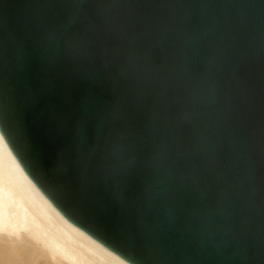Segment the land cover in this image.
I'll use <instances>...</instances> for the list:
<instances>
[{
    "label": "water",
    "instance_id": "1",
    "mask_svg": "<svg viewBox=\"0 0 264 264\" xmlns=\"http://www.w3.org/2000/svg\"><path fill=\"white\" fill-rule=\"evenodd\" d=\"M0 131L128 264H264V0H0Z\"/></svg>",
    "mask_w": 264,
    "mask_h": 264
},
{
    "label": "bare ground",
    "instance_id": "2",
    "mask_svg": "<svg viewBox=\"0 0 264 264\" xmlns=\"http://www.w3.org/2000/svg\"><path fill=\"white\" fill-rule=\"evenodd\" d=\"M0 264H128L70 223L0 131Z\"/></svg>",
    "mask_w": 264,
    "mask_h": 264
}]
</instances>
